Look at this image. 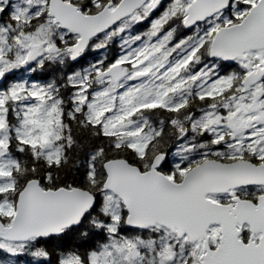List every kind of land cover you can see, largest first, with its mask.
<instances>
[{"label":"snow or ice","instance_id":"obj_1","mask_svg":"<svg viewBox=\"0 0 264 264\" xmlns=\"http://www.w3.org/2000/svg\"><path fill=\"white\" fill-rule=\"evenodd\" d=\"M0 264H264V0H0Z\"/></svg>","mask_w":264,"mask_h":264},{"label":"rangeland","instance_id":"obj_2","mask_svg":"<svg viewBox=\"0 0 264 264\" xmlns=\"http://www.w3.org/2000/svg\"><path fill=\"white\" fill-rule=\"evenodd\" d=\"M23 75H24L25 78H28L30 76V74H23ZM17 78H20V74H18ZM39 82L43 83L44 81L40 80Z\"/></svg>","mask_w":264,"mask_h":264},{"label":"trees","instance_id":"obj_3","mask_svg":"<svg viewBox=\"0 0 264 264\" xmlns=\"http://www.w3.org/2000/svg\"><path fill=\"white\" fill-rule=\"evenodd\" d=\"M110 54H111V53H110ZM50 78H51V77H48V79H50ZM41 80H42V81H44V79H43V78H42Z\"/></svg>","mask_w":264,"mask_h":264},{"label":"flooded vegetation","instance_id":"obj_4","mask_svg":"<svg viewBox=\"0 0 264 264\" xmlns=\"http://www.w3.org/2000/svg\"><path fill=\"white\" fill-rule=\"evenodd\" d=\"M45 82V81H44Z\"/></svg>","mask_w":264,"mask_h":264}]
</instances>
